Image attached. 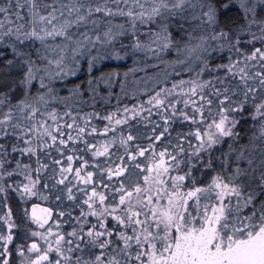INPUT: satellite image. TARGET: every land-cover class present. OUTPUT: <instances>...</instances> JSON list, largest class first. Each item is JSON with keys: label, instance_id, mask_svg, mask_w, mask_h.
<instances>
[{"label": "snow or ice", "instance_id": "6c2138e0", "mask_svg": "<svg viewBox=\"0 0 264 264\" xmlns=\"http://www.w3.org/2000/svg\"><path fill=\"white\" fill-rule=\"evenodd\" d=\"M0 225V264H264V0H0Z\"/></svg>", "mask_w": 264, "mask_h": 264}, {"label": "trees", "instance_id": "16d2710c", "mask_svg": "<svg viewBox=\"0 0 264 264\" xmlns=\"http://www.w3.org/2000/svg\"><path fill=\"white\" fill-rule=\"evenodd\" d=\"M129 66H131V62H129ZM141 99H144V97H141ZM124 103L128 104L129 106H131L133 103H136V101H132V100H125ZM154 120H158L157 117H153ZM98 128H102L103 127V123L101 122H94ZM106 123V122H105ZM135 125V127L133 128V131L135 132L136 128H141L144 131H147V129H143L141 125H136L135 122H131ZM150 127V126H149ZM194 126L190 125V124H185V125H176V131H180V132H187L189 130H192ZM247 127V125H246ZM119 131V129H118ZM109 135H111V133H109ZM176 135V132H173V136ZM97 139H102V137H98ZM192 143L195 144L196 141L195 139L192 140ZM185 147H187V145H185ZM171 150V149H170ZM195 175H197V183L198 185H204L207 182H209L211 180L212 175H214L215 173L211 172L210 170H204L201 169V171L199 173H194ZM23 178L22 177H15L14 180L15 182H20ZM35 202H42L40 201L38 198L35 199ZM9 205L13 208V212H14V216L17 215V209L20 207V203L15 199L12 198L8 201ZM44 203V202H42ZM0 227H3L2 225H0ZM19 242V240H18Z\"/></svg>", "mask_w": 264, "mask_h": 264}, {"label": "water", "instance_id": "95a60500", "mask_svg": "<svg viewBox=\"0 0 264 264\" xmlns=\"http://www.w3.org/2000/svg\"><path fill=\"white\" fill-rule=\"evenodd\" d=\"M36 203H41V204H43L44 206H50V205L44 204V203H42V202H36Z\"/></svg>", "mask_w": 264, "mask_h": 264}]
</instances>
